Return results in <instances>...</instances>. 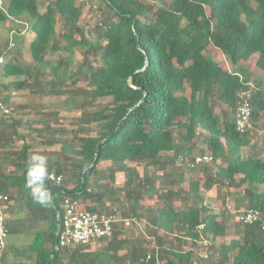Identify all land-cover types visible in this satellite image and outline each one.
Wrapping results in <instances>:
<instances>
[{
  "label": "trees",
  "instance_id": "1",
  "mask_svg": "<svg viewBox=\"0 0 264 264\" xmlns=\"http://www.w3.org/2000/svg\"><path fill=\"white\" fill-rule=\"evenodd\" d=\"M95 1L100 16L93 28L81 25L86 4L80 0H5L0 10V25L14 21L29 33L14 39L15 49L27 46L31 61L10 51L11 59L0 66V93L12 115L22 114L12 101L14 91L35 88L40 96L63 97L79 82L86 88L73 89L91 106H80L70 140L58 112L45 110L48 105L26 122L30 135L60 147L55 163L31 162L34 178L42 169L47 173L35 185V199L25 186L30 149L18 131L22 121L11 116L2 127L0 193L11 201L8 238L30 241L7 246L1 264L10 253L32 264H63L62 255L67 264L82 263L83 246L55 251L58 215L68 196L89 212L147 219L154 248L119 240L120 229L108 244L110 254L127 247L130 264H264V78L253 88L251 78L237 71L257 56L256 69L264 72V0H90V7L96 8ZM8 46L0 45L1 56ZM211 47L232 70L214 59ZM243 93L249 94L253 127L241 134L236 111ZM108 98L110 103L95 104ZM257 126L262 130L254 145ZM21 142L20 151H4ZM207 153L212 163L220 162L215 169L212 163L180 162ZM51 173L63 176L60 186L48 180ZM118 174L125 180L117 188ZM214 187L241 192L237 215L217 213L206 203ZM146 199L155 201L153 208H144ZM243 207L260 211L261 220L238 222Z\"/></svg>",
  "mask_w": 264,
  "mask_h": 264
},
{
  "label": "rangeland",
  "instance_id": "2",
  "mask_svg": "<svg viewBox=\"0 0 264 264\" xmlns=\"http://www.w3.org/2000/svg\"><path fill=\"white\" fill-rule=\"evenodd\" d=\"M41 1V0H40ZM96 5V8L86 6L83 11V16L81 19V25L87 27V28H93L96 25L97 20L99 19L100 16V11L98 10V3H93ZM20 31V32H19ZM62 31V30H61ZM16 34H20L21 37H27L29 35L26 27L22 24L20 25L19 23H16L14 21L7 22L3 25H0V45L4 46L6 43L9 42V46L7 50H5V53L3 56L0 55V57L3 58L4 61L11 59V55L9 54L10 51H12V55H15L17 52L20 51V53H23V58L22 60L26 63L30 62V58L28 55V50L27 46L25 45H20L21 47L19 49H15V43L17 40H15ZM14 43V46H13ZM214 59L221 63L224 67H226L229 70H232L233 67L228 60L227 57L223 56L218 50L214 49L211 47L210 49ZM56 58L57 55L52 56L51 59ZM59 57V56H58ZM82 55L77 54V63L82 59ZM94 57L89 58V64H94L93 63ZM257 60V56H254L250 61L246 62L247 67L244 66H238L237 71L240 72L241 77L244 78H251L250 82L253 86V88L257 87V83L260 80H263L264 78V72L259 71L256 69L255 62ZM3 64V63H2ZM85 70V69H84ZM22 80L23 77L18 78L17 80ZM1 82V80H0ZM73 91H70L69 95H65L63 97H44L38 95L36 93L35 88L29 89V90H22V91H14L13 96H12V101L15 105L21 106L22 109L19 110L22 114H14L12 115L16 119H21L22 125L18 129L19 133L25 135L27 137L26 144H28L29 147V156L32 157L33 155H38L41 157L46 158V163H55L56 161L59 160V155L57 152L60 151L59 146H47L42 143L41 139L36 136V135H30V131L27 130L25 127H27L28 124H26L27 121L34 120L40 110L44 109L42 108L45 105H48L49 107L45 110H50L52 111H57L58 114L60 115L59 118L61 119V127L66 130V138L67 139H72L73 133L72 131L75 130V126L73 125V121L75 118H78L81 116V108L80 106L88 107L90 108L91 106L88 105L87 102H85L86 97L81 94L78 90L73 89V88H81L85 89L86 85L84 82H79L76 86L71 87ZM61 102L64 103V106L61 107ZM111 99H101L98 100L97 103L95 104H107L110 103ZM42 106V107H41ZM71 106V107H70ZM73 106V107H72ZM77 106V107H74ZM220 109H226L225 105H222ZM219 111V110H218ZM53 126H58L56 123L52 124ZM34 127L38 126L36 124H33ZM261 127L257 126L254 128V132H256V135L252 136L253 144L257 145L258 137L260 135ZM47 140L48 136H45ZM204 138L199 137V144L202 145V142L204 143ZM23 143H18L14 147L8 149L5 148L4 151H20L22 148ZM3 150V149H2ZM249 150V148H246L242 152V157L246 154V152ZM254 152L247 153L249 155H254ZM210 154V153H207ZM40 162V161H38ZM214 162V161H213ZM220 164L219 161L217 163H212L210 164V167H213L215 169L216 165L218 166ZM105 163H101L99 165V168H104ZM125 180L124 174H118L116 176V187L122 186L123 182ZM76 185V182L72 184V186ZM120 188V187H119ZM221 190L222 195L220 196L218 191ZM118 195L121 197H124V192H118ZM241 192L232 190V189H227V188H219L218 190L214 187L211 191L206 193V203L209 204L210 207L214 209L215 212H219L220 210H228L230 213L237 215L235 212V206L238 204L236 200L240 198ZM90 203V201H88ZM88 203H84L86 206ZM13 205V203L11 204ZM155 205V201L153 200H145L143 202L144 208H153ZM83 209V206H81ZM246 210V208H242L239 211ZM18 211V209L16 210ZM238 211V212H239ZM8 219L12 218V215L8 213ZM117 218L121 220H128L129 225L127 226L126 224H117V229H120L119 231L123 232V235L120 236L118 239H128L133 241V245L137 247V242L136 240H140L141 244L144 248H154L157 246L155 243L154 239L150 238L148 235V232L146 231V223L147 219H144V221L139 222L136 219L133 218H128L125 219L121 216H116ZM237 221V219H236ZM45 224H41L38 226L39 229L45 228ZM123 230V231H122ZM232 237V233L229 232L228 236L226 237L225 240H229ZM30 241V238H25V237H12L7 239V246L15 245L19 248H22L26 246V243L28 244ZM109 241H100L94 244L89 245V247L83 249L84 252L87 253V256L83 255V258L81 261L82 263L76 262V264H130V261L127 259L126 253L128 251L127 247H124L122 249H119L117 252H112L111 254L108 252V247H109ZM204 244H207V242ZM77 249V248H76ZM102 253V254H100ZM64 254V253H62ZM66 255H62L61 259L63 260V264H67V259ZM5 264H32V259L28 258L27 256H20L16 257L14 253H10L7 256ZM75 264V263H74Z\"/></svg>",
  "mask_w": 264,
  "mask_h": 264
},
{
  "label": "built area",
  "instance_id": "3",
  "mask_svg": "<svg viewBox=\"0 0 264 264\" xmlns=\"http://www.w3.org/2000/svg\"><path fill=\"white\" fill-rule=\"evenodd\" d=\"M80 3L90 6V0H80ZM4 8L5 0H0V10ZM3 62V58L0 57V66ZM240 98L243 103L236 111V130L243 134L252 129L253 126L250 120L249 94L243 93ZM11 116V109L0 93V135L2 127L10 121ZM213 161L214 157L211 154L194 156V161L188 158H180V162H185L190 167L203 163L210 164ZM48 180L54 185L60 186L63 182V176L51 173ZM10 203L9 196L0 193V264L7 249V239L9 237L6 220L9 217L7 210ZM61 208V227L58 236L60 249L85 247L100 241H109L113 238L118 223L129 225L128 220H121L116 215L86 211L81 208L79 201L69 196L63 199ZM237 219L238 222L244 225H253L261 220V213L254 209L243 210L238 212Z\"/></svg>",
  "mask_w": 264,
  "mask_h": 264
},
{
  "label": "clouds",
  "instance_id": "4",
  "mask_svg": "<svg viewBox=\"0 0 264 264\" xmlns=\"http://www.w3.org/2000/svg\"><path fill=\"white\" fill-rule=\"evenodd\" d=\"M34 161H40L41 163H46V158L38 156V155H33L32 157H30V165H29V168L27 170L25 186L27 188L33 190V197L35 199V198H37V194L35 192V185L36 184H42L47 173H46V168L42 169L41 170V175L34 178V176H33V165L31 163V162H34ZM38 202L45 203L46 201L38 199Z\"/></svg>",
  "mask_w": 264,
  "mask_h": 264
},
{
  "label": "water",
  "instance_id": "5",
  "mask_svg": "<svg viewBox=\"0 0 264 264\" xmlns=\"http://www.w3.org/2000/svg\"><path fill=\"white\" fill-rule=\"evenodd\" d=\"M53 190H48L47 191V195L50 198V195L52 193ZM61 227V222H60V215H58V222H57V232H56V240H55V251L58 253L59 247H58V236H59V230Z\"/></svg>",
  "mask_w": 264,
  "mask_h": 264
},
{
  "label": "crops",
  "instance_id": "6",
  "mask_svg": "<svg viewBox=\"0 0 264 264\" xmlns=\"http://www.w3.org/2000/svg\"><path fill=\"white\" fill-rule=\"evenodd\" d=\"M59 247V246H58ZM59 250H60V248H59ZM59 250H58V252H59ZM64 250V249H63Z\"/></svg>",
  "mask_w": 264,
  "mask_h": 264
}]
</instances>
